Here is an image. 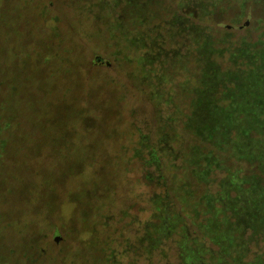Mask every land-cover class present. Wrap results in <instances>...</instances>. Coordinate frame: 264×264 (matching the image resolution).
Masks as SVG:
<instances>
[{
	"label": "rangeland",
	"instance_id": "374dc122",
	"mask_svg": "<svg viewBox=\"0 0 264 264\" xmlns=\"http://www.w3.org/2000/svg\"><path fill=\"white\" fill-rule=\"evenodd\" d=\"M51 1L0 0V23L9 19L0 24V82L7 84L6 92L9 87L21 93V108H6L15 119L12 129H0V147L3 137L8 140L6 154L0 152V235L8 234L1 232L4 223L22 229L17 217H23L21 222L35 231L30 241H46L36 231L58 222L66 228L64 246L73 247L59 264H185L181 229L168 237L160 231L154 200L161 195L164 204L175 202L187 223L189 246H195L194 238L205 241L201 264H216L219 246L206 236L204 225L213 213L205 212L204 195L220 192L227 169L216 166L215 149L228 160L224 145L232 148L233 161L226 163L239 169L237 175L229 170L226 178L237 177L244 211L248 182L252 206H264V0ZM145 6L150 15L137 13ZM126 8L133 9L129 19L133 13L140 17V25L127 22L125 30L127 39L136 38L134 44L109 31ZM206 33L219 47L224 39L242 43L231 58L241 69L206 72L204 82L202 75L201 99L191 114L201 73L198 55L203 63V49L212 44L208 40L197 49L195 41ZM214 83L227 90L217 100L224 105L213 111ZM31 88L41 92L33 111L35 100L26 98ZM89 119L86 130L81 125ZM150 147L160 154L159 171L147 164ZM191 154L207 162L200 176L207 183L186 175ZM257 162L260 173L253 171ZM186 181L194 197L186 190L178 193ZM202 195L203 212H194ZM52 210L55 216L49 217ZM251 211L243 212L245 219L251 215L264 229L261 212ZM252 235L249 230L246 238ZM258 259L264 262L263 234L253 237L243 258L246 263Z\"/></svg>",
	"mask_w": 264,
	"mask_h": 264
},
{
	"label": "trees",
	"instance_id": "16d2710c",
	"mask_svg": "<svg viewBox=\"0 0 264 264\" xmlns=\"http://www.w3.org/2000/svg\"><path fill=\"white\" fill-rule=\"evenodd\" d=\"M252 1L254 0H248V3L249 4L253 3ZM256 1L258 2L259 0H256ZM50 2L53 5V1L50 0ZM242 7H243V12H244L245 5ZM132 11L133 9L131 10L130 8H126L125 12L123 11V13L121 14L119 18L120 20L117 19V21H113V24L109 25V27L111 26L109 29L111 37L112 35H115L114 37L117 38L116 34L119 32V36H122L124 38L123 40L125 41L127 40L126 41L127 43L132 41V43L134 44V41H136L135 37L127 39L129 35V33L127 34L125 32L126 27H127V22L132 23V26L134 24L138 26L140 25L141 22L139 21V18H140L139 15H137L135 18L134 16L136 14L134 13L131 14L132 17L131 19H129L128 12H132ZM139 11L140 12L137 11V13H141V11L144 14L147 13L149 15L152 13L147 8V6H145L144 8H141ZM6 16L7 15L3 17H6ZM47 18L48 16L43 17L44 20H47ZM56 18L57 17H55L54 19ZM8 20L2 21L1 23H6L8 22ZM198 37H201V36L199 35ZM208 40H210L212 44L210 45L209 43H206L205 48L203 49V54L207 56L206 58H203V63H201L202 61L200 59V56L198 55V60H199L200 67H201V73H200L199 86L194 87V90L192 91L194 97L192 99L191 114L195 109V106H194L195 103L199 102V99H201V95H200L201 92H198V91L202 88V83H201L202 75H203V82H204L206 72L207 73L217 72L219 75L231 69L234 71H239L241 69L235 66V63L231 61V58L234 52L236 51V49L240 47L242 43L234 42L230 39H224L223 41H221L222 42L221 44H223V46L219 47L220 45H218V43L215 42V39L213 38V36H211L209 33H206V34H203V38L196 39L195 41V43L197 44L196 48L199 49L200 43L203 42L204 44V42H207ZM2 48L3 47L0 48V51ZM3 50H5V48ZM4 52L5 51H3V53ZM212 52H215L213 55L215 62L210 60V55ZM74 53H75V49L72 50V55H74ZM220 59L226 60L229 63V66L225 67L219 61ZM96 61L97 63L101 62L100 58H97ZM76 63L78 64L77 61ZM97 63H95L93 66L102 65V64H97ZM237 65L244 68V66H241V61L237 63ZM12 71H13V76H12L11 81L15 80V72L17 71V67L12 68ZM83 77L88 78L86 70H85V74L83 75ZM214 84L213 85L216 87L215 91L213 92L215 99L210 101V107L213 111L219 109L220 105H224V102L221 103L220 100L219 101L217 100L218 98H220L222 92L227 90V88H225L224 85L222 84H219V85L218 83H214ZM233 85H234L233 83L228 84V87L232 88ZM6 86L7 84H5V81L0 82V129L7 125V128H9V131H10L13 127L12 122L15 121V119H13V121L12 119H10L11 116L10 114L6 113L7 111L6 108H8V106L10 107L12 104H14L16 107L21 108V105H17V99H18L17 97L21 93L18 92L16 88H9V87H7V92H6V88H5ZM31 89L33 90L30 92V94L26 96V98L30 97L32 100H35V102H30V105L33 107L31 108V111H33L39 105L38 104L39 101L37 99L40 98L39 95L41 92L39 91V88H31ZM203 89H204V86H203ZM36 92H38L37 98L35 96ZM6 94L8 95H7V99L5 100ZM85 100L87 101L86 97H85ZM85 100L83 99L81 102V106L84 110H86L85 108L88 106V102H86ZM231 102L232 101H230V103ZM55 106H60V103H58ZM6 114H8L10 117L9 118L3 117ZM1 119H7L8 123H3ZM92 120L93 119L87 120L86 123L81 126H83L86 130L90 129ZM17 125H20V127L22 126L21 122H18ZM185 127L187 130L191 131L189 128H187V125ZM229 146L230 145H224V149L227 154L226 157L228 158V160L222 159L221 157L222 155H220L219 150L217 149H215V153L214 152L212 153V154H215L214 156L215 159L213 161H216V166L220 165V167L223 170L225 169L223 168V166H221V164L226 166V169H227L226 177L230 175L229 170L231 172L236 173L237 175L238 172L236 171H238L239 169L237 167L232 169L226 163L227 161L231 160L230 153H231L232 148ZM63 147L64 146H62V149L64 150ZM210 147L213 148L211 145ZM7 149H8V140H7V137L5 136L1 139V147H0V152L2 153L1 156L6 154ZM148 151H149L148 152L149 160L147 164L156 166L159 171L162 167L159 152H157V150L154 147H150ZM55 154L56 152H52V155H55ZM136 155L138 156L139 154L136 153ZM197 159H198L197 156H192L191 154V157L188 162L190 164V167L185 171L186 175L187 173H189L190 175H192V177L197 178L198 184H203V182L207 183V181H203V177L202 178L200 177L201 174L203 173V169L207 167V162L204 159H201L198 162ZM240 162L241 161H234V164L236 163L240 164ZM254 165L255 166H254L253 171L255 173L256 172L260 173V170L258 169L260 165L259 162L255 163ZM216 166L215 168H217ZM18 169L21 170L22 168H18ZM226 177L220 182L221 190L219 193H217L216 195H212V194L204 195L205 202L203 201V195H202V197L198 199L197 204L193 205L194 212H203V202H204V205L206 204L205 207L207 209L205 212L210 213V214L213 213V216L211 214V218L209 219L208 224L204 225V228H205V232L206 230L208 231V233L206 232L207 238L211 242L219 246V252L217 253V258H216L217 260L215 259V262L216 264H264V262L260 259H258L257 262L255 263H246L243 260V258L246 256V254L249 251V244H250V241H252L253 237L258 234L264 235V229L263 228L260 229V227L257 228V226H255V223H254L255 219L252 220L251 215H250V218L248 221V219H245V215L243 214V212H249L251 209H253V211L251 212H259V214L261 212V215H262L261 222L264 224V206L260 205L259 203L255 205L254 202H253L254 207L252 206L251 197L250 199L247 198L248 192L250 191V188H251V183L248 182V184H246V186L244 187V193L242 194L246 201L245 208H247V211H244V208L241 207L240 201H239V194H240L241 189H239L238 184L235 183V180L237 177L235 178H226ZM228 181H229V184L227 185ZM188 186H189L188 182L187 181L184 182L179 188H177V190L179 191L178 193L180 192L184 193L186 190L188 195H190L191 197H194V193L192 190L191 192L187 191ZM0 189H1V182H0ZM176 198H180V196L176 195ZM56 200L57 199H55V202ZM163 201L164 199L162 198L161 195H159L157 199L154 200L155 205L157 206V209L159 211L158 217L162 220L161 224L159 225L160 231H162L165 237H168L173 230L180 228L181 232L184 233V235L181 236L182 240L180 241L184 263L185 264H201L203 262V257L207 251L206 246H205V241L203 242V238H202L201 242L199 243L198 242L199 239L194 238L195 239L193 240V242H195V246H193L194 249L193 247L189 246L190 244H189V238H188V235H189L188 225L182 218L181 213L176 211L175 202L174 203L167 202L166 204H164ZM185 201L186 199H184L182 203L188 204V203H185ZM53 210L51 211L52 213L49 217L55 216ZM2 211H3V208H2V200H1L0 201V212L2 213ZM19 212H23V211H19ZM22 219L23 217H17L18 224L24 225L22 229L20 228V230H15L16 227H13L10 224H6V223H4V227H2L3 230L1 232H6L8 234L0 235V264H59V261H58L59 258L69 253L70 249H73V247L64 246V244L65 245L68 244V242L66 244L67 236L64 235V231H63L66 228L64 226H60L58 222H52V223L49 222L51 223L49 224L46 221L45 223H48V224L43 227L41 226L43 229H45L44 232L41 230L36 231L38 232L39 236L41 237L46 236V241L39 239V240H36L35 242H31L30 238L33 234H35V231L32 229H29L31 227L29 226V224H25L24 222H21ZM56 219L57 218L55 217V220ZM8 221L10 222L11 220H8ZM229 224H233V226L230 227ZM155 226H158V225H155ZM249 230L252 231L253 235L249 238H246V233ZM67 232L70 233L72 231H67ZM57 243H60V244H57ZM32 257H36V258H32ZM26 259H30L29 261L31 262L25 261ZM60 264H64V262ZM65 264H69V263L65 262ZM70 264H73V263H70Z\"/></svg>",
	"mask_w": 264,
	"mask_h": 264
},
{
	"label": "flooded vegetation",
	"instance_id": "af4514ba",
	"mask_svg": "<svg viewBox=\"0 0 264 264\" xmlns=\"http://www.w3.org/2000/svg\"><path fill=\"white\" fill-rule=\"evenodd\" d=\"M57 244H60V243H57ZM32 258H36V257H32ZM31 259V258H30ZM30 259H26L25 261H29ZM29 262H31V261H29Z\"/></svg>",
	"mask_w": 264,
	"mask_h": 264
}]
</instances>
